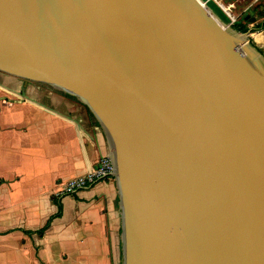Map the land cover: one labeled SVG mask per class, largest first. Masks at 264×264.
<instances>
[{
    "label": "water",
    "instance_id": "95a60500",
    "mask_svg": "<svg viewBox=\"0 0 264 264\" xmlns=\"http://www.w3.org/2000/svg\"><path fill=\"white\" fill-rule=\"evenodd\" d=\"M204 5L0 0V73L104 134L121 264H264V56Z\"/></svg>",
    "mask_w": 264,
    "mask_h": 264
},
{
    "label": "crops",
    "instance_id": "0c3cea01",
    "mask_svg": "<svg viewBox=\"0 0 264 264\" xmlns=\"http://www.w3.org/2000/svg\"><path fill=\"white\" fill-rule=\"evenodd\" d=\"M236 16L256 31L264 0L248 1ZM105 154L104 134L81 103L41 87L27 85L25 95L0 87V264L121 263L114 179L56 192Z\"/></svg>",
    "mask_w": 264,
    "mask_h": 264
},
{
    "label": "built area",
    "instance_id": "2783aa9c",
    "mask_svg": "<svg viewBox=\"0 0 264 264\" xmlns=\"http://www.w3.org/2000/svg\"><path fill=\"white\" fill-rule=\"evenodd\" d=\"M215 3L230 19L233 24L237 20V16L232 14L231 7L222 3V0H205ZM251 41L255 43L259 48L264 46V28L251 32L249 34ZM113 163L110 157L105 154L101 156L94 166L89 168L84 174L74 176L67 180L60 181L58 183V195H71L79 190L85 189L95 183L113 178Z\"/></svg>",
    "mask_w": 264,
    "mask_h": 264
},
{
    "label": "rangeland",
    "instance_id": "374dc122",
    "mask_svg": "<svg viewBox=\"0 0 264 264\" xmlns=\"http://www.w3.org/2000/svg\"><path fill=\"white\" fill-rule=\"evenodd\" d=\"M230 1H237V4H236V7L235 8H231V12H232V14H234V15H236V13L240 10V8L241 7H243L244 6V4L245 3H247L248 1H250V0H222V3L223 4H225V5H227L228 4V2H230ZM210 2V1H209ZM212 7H213V5H212ZM214 11V13L221 19V16H219V13L218 12H216L215 10H213ZM236 12V13H235ZM226 14V13H225ZM227 16V15H226ZM228 17V16H227ZM229 19V18H228ZM222 21H224V19H221ZM239 19L237 18V20L236 21H238ZM235 21V22H236ZM229 22H230V19H229ZM229 22H226L227 24L229 23ZM224 23H225V21H224ZM247 40H248V43L251 45V39H250V37H249V35H248V37H247ZM253 42V41H252ZM257 46V45H256ZM258 47V46H257ZM263 49V48H262ZM264 50V49H263ZM21 84H22V80L21 79H19V78H16V77H13V76H9V75H6V74H3V73H0V87L2 88V89H6V91H10L12 88L13 89H16L18 92L20 91V88H21ZM27 85H30V86H34V87H41V88H43V89H48V90H51V91H54V92H58L59 93V91H57V90H55V89H53L52 87H50V86H47V85H45V84H38V83H34V82H27ZM8 95L6 96V99L8 100V101H10V100H14L15 99V97L13 96V95H10L8 92H6ZM62 95V94H61ZM5 97V96H4ZM69 99H71V98H69ZM71 100H73V99H71ZM73 101H75V100H73ZM78 102V101H77ZM88 112V111H87ZM88 115H89V113H88ZM90 116V115H89ZM92 118V117H91ZM94 118V117H93ZM95 120V119H94Z\"/></svg>",
    "mask_w": 264,
    "mask_h": 264
},
{
    "label": "trees",
    "instance_id": "16d2710c",
    "mask_svg": "<svg viewBox=\"0 0 264 264\" xmlns=\"http://www.w3.org/2000/svg\"><path fill=\"white\" fill-rule=\"evenodd\" d=\"M207 4V6L212 10V12L214 13V11L213 10H215L216 12H218L219 13V16H221V19H224V21H225V23L226 22H229V19H228V17L226 16V14L215 4V3H213V2H207L206 3ZM212 5H213V7H212ZM215 14V13H214ZM217 14V13H216ZM215 14V15H216ZM217 16V15H216ZM218 17V16H217ZM219 18V17H218ZM220 19V18H219ZM220 19V20H221ZM222 21V20H221ZM223 21V22H224ZM233 28L235 29V30H237V31H239V32H247L248 30H249V28L246 26V24L244 23V22H242V21H236V22H234L233 23ZM262 28H264V19L262 20V22L261 23H258L256 26H255V29L256 30H259V29H262ZM251 43V45L252 46H254L263 56H264V50L262 49V48H259V47H256V45H255V43L254 42H250ZM60 94H62V95H64V96H66V97H68V98H71V99H73V100H75V101H77V99L75 98V97H73V96H70V95H67V94H65V93H62V92H59ZM84 106V105H83ZM87 109V108H86ZM87 111H88V113H89V115L93 118V116H92V114L89 112V110L87 109ZM94 119V118H93ZM95 123L97 124V122L95 121ZM51 220H52V216H50L49 217V219L46 221V223L44 224V226H42L41 228H39V229H37V230H35V232L37 233V234H42L47 228H48V226H49V224H50V222H51ZM121 264V263H120Z\"/></svg>",
    "mask_w": 264,
    "mask_h": 264
},
{
    "label": "bare ground",
    "instance_id": "6f19581e",
    "mask_svg": "<svg viewBox=\"0 0 264 264\" xmlns=\"http://www.w3.org/2000/svg\"><path fill=\"white\" fill-rule=\"evenodd\" d=\"M202 4H203V3H202ZM204 7H205V9H206L207 11H209L205 5H204ZM209 14H210V16L213 18V20H214L219 26H223V24H222V23L216 18V16H214L210 11H209Z\"/></svg>",
    "mask_w": 264,
    "mask_h": 264
},
{
    "label": "flooded vegetation",
    "instance_id": "af4514ba",
    "mask_svg": "<svg viewBox=\"0 0 264 264\" xmlns=\"http://www.w3.org/2000/svg\"><path fill=\"white\" fill-rule=\"evenodd\" d=\"M56 93H58V92H56ZM60 94V93H59ZM64 96V95H63ZM66 97V96H65ZM68 98V97H67ZM86 108V107H85Z\"/></svg>",
    "mask_w": 264,
    "mask_h": 264
}]
</instances>
